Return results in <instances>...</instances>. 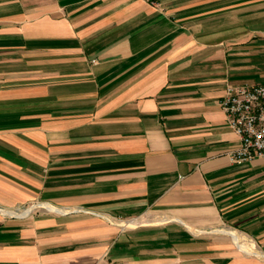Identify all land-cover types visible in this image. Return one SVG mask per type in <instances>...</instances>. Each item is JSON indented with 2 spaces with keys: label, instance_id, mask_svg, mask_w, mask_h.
Instances as JSON below:
<instances>
[{
  "label": "crops",
  "instance_id": "crops-1",
  "mask_svg": "<svg viewBox=\"0 0 264 264\" xmlns=\"http://www.w3.org/2000/svg\"><path fill=\"white\" fill-rule=\"evenodd\" d=\"M256 84L264 0H0V264H264Z\"/></svg>",
  "mask_w": 264,
  "mask_h": 264
},
{
  "label": "built area",
  "instance_id": "built-area-1",
  "mask_svg": "<svg viewBox=\"0 0 264 264\" xmlns=\"http://www.w3.org/2000/svg\"><path fill=\"white\" fill-rule=\"evenodd\" d=\"M219 106L238 139L231 161L264 158V84L227 85Z\"/></svg>",
  "mask_w": 264,
  "mask_h": 264
},
{
  "label": "rangeland",
  "instance_id": "rangeland-1",
  "mask_svg": "<svg viewBox=\"0 0 264 264\" xmlns=\"http://www.w3.org/2000/svg\"><path fill=\"white\" fill-rule=\"evenodd\" d=\"M133 226V225H132ZM263 262H264V260H263Z\"/></svg>",
  "mask_w": 264,
  "mask_h": 264
}]
</instances>
